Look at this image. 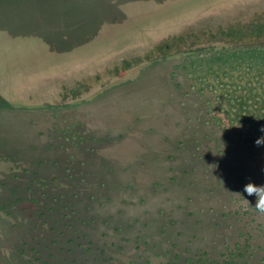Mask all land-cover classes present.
<instances>
[{
	"label": "rangeland",
	"instance_id": "obj_1",
	"mask_svg": "<svg viewBox=\"0 0 264 264\" xmlns=\"http://www.w3.org/2000/svg\"><path fill=\"white\" fill-rule=\"evenodd\" d=\"M262 127L264 0H0V264H264Z\"/></svg>",
	"mask_w": 264,
	"mask_h": 264
},
{
	"label": "clouds",
	"instance_id": "obj_2",
	"mask_svg": "<svg viewBox=\"0 0 264 264\" xmlns=\"http://www.w3.org/2000/svg\"><path fill=\"white\" fill-rule=\"evenodd\" d=\"M260 131L262 133H264V127H262L260 129ZM254 143H255V145L257 147L264 146V135H262L261 137H258L254 141ZM244 192L247 193V195L254 196L256 198V203H255L254 208L259 213L264 214V184H262V185H255L254 183L249 182V183H247V184L244 185Z\"/></svg>",
	"mask_w": 264,
	"mask_h": 264
},
{
	"label": "trees",
	"instance_id": "obj_3",
	"mask_svg": "<svg viewBox=\"0 0 264 264\" xmlns=\"http://www.w3.org/2000/svg\"><path fill=\"white\" fill-rule=\"evenodd\" d=\"M255 125L257 126L258 124H257V123H255Z\"/></svg>",
	"mask_w": 264,
	"mask_h": 264
}]
</instances>
